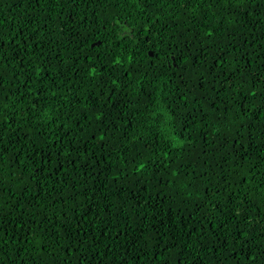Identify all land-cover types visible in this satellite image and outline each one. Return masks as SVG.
Instances as JSON below:
<instances>
[{
    "label": "snow or ice",
    "instance_id": "obj_1",
    "mask_svg": "<svg viewBox=\"0 0 264 264\" xmlns=\"http://www.w3.org/2000/svg\"><path fill=\"white\" fill-rule=\"evenodd\" d=\"M20 3L30 11H36L30 5L49 7L47 19L29 16L10 32L0 18V264H72L73 257L75 264L152 257L166 264L174 249L184 257L195 249L189 264H204L206 257L227 264L232 253L234 264L243 259L239 253L255 264L257 254L264 256V150L249 159L254 144L264 149V27H258L264 0ZM80 3L115 4L128 9L125 15L138 14L143 24L120 26L116 20L109 28L110 18L101 19L93 8L78 20H64L54 33L49 22L56 5ZM97 24L120 35L93 43ZM245 31L251 38L238 43ZM125 40L133 41V51L124 48ZM193 40L208 43L195 45L197 54ZM69 43L64 52L62 44ZM53 45L60 51L50 53ZM206 55L215 63L200 71ZM198 118L203 132L222 137L219 148L228 150L219 159L206 153L202 158L204 147L196 151L191 133L195 128L203 135ZM177 153L183 154L180 163ZM131 175L136 181L130 187ZM165 201L176 203L179 212ZM133 215L147 224L137 226L139 236L130 240L142 251L118 254L107 239L102 251L104 233L115 222L116 232L126 236L122 221ZM205 221L216 231H207ZM161 229L170 245L161 244ZM153 244L163 253L153 252ZM62 250L72 255L66 259Z\"/></svg>",
    "mask_w": 264,
    "mask_h": 264
},
{
    "label": "trees",
    "instance_id": "obj_2",
    "mask_svg": "<svg viewBox=\"0 0 264 264\" xmlns=\"http://www.w3.org/2000/svg\"><path fill=\"white\" fill-rule=\"evenodd\" d=\"M9 5H11L12 7L9 8ZM30 7L36 8V11H30L28 9H25L22 6V4L20 3V0H5V3L2 5V7H0V18H2L4 20V27L6 29H8L10 32L12 26H14L17 23H20V22L27 20V18L29 16L33 17L34 21H38L39 19H47V16L45 14L44 9H47L49 7L48 4H45L44 9H41L36 5H30ZM93 8H95V10L97 12L101 13V17H100L101 19H103L105 15H107L110 18L111 22L108 24L109 28L112 27V23L115 22L116 20L120 21V26H126V23H131V24H135L137 27H139L140 25L143 24V20L138 14L133 13L131 16L125 15V13L128 11V9H119L115 6V4H103L102 3L99 5H97V4H87L86 5L84 3H80L79 8H74V7L70 8V7H68V5H64L63 8H61L60 5H56V12L52 13L54 19L49 22L50 25L52 26L53 32L56 34H59L60 29H62L64 27V25H63L64 20H68L70 17H73V16L75 17V20H78L80 15H85L86 13H88ZM117 12L120 13L119 16L116 15ZM75 20L73 21L74 25H75ZM32 26H35V23ZM247 26L249 28L254 27L251 23H248ZM258 27H264V22H261V24ZM171 30L172 29H170V31ZM113 34L117 35V36L120 35L119 30L113 29L112 32H104L101 29L99 24H97L96 28L90 33V35L92 36V42L93 43L96 41V39L98 37L107 36V37L111 38L113 36ZM255 34L257 36L260 35L259 32H256ZM187 35H189V38L191 39V35L190 34H187ZM244 37H247L249 39L251 38L250 34L247 31H245L243 33V37H237V42L239 43ZM63 39H67V37H62V40ZM199 43H203L206 45L208 42L206 40H201V41L193 40V45H194L193 51L196 52L197 54L200 53V48L196 47L195 45H197ZM218 43H220V46H224L222 41H218ZM123 44H124L125 49H127L130 52L133 51V41L132 40H125V41H123ZM62 48H63L64 52L70 51L72 48V44H70V43L69 44H62ZM104 48H105V45L101 44L100 45L101 51H103ZM49 51H50V53L53 51L59 52L60 49H57L55 47V45H53ZM212 51L215 52V49H212ZM61 54H63V53H61ZM192 58L194 59V57H192ZM206 59H207L208 63H206L203 68H200V71H206L209 67H211V65L213 63H215V61L212 59L211 55H206ZM55 63H56V61H54V64ZM123 67L124 66H122L118 69L117 76L119 75V72L123 71ZM174 70L177 74L180 73L179 68H175ZM168 75H172V73L168 72ZM136 79H138V76L133 77L134 83H135ZM177 79H178V75L173 76V81H176ZM120 82L121 81L118 79L117 84L119 85ZM207 83L209 85H211V77H209ZM129 91L132 92L131 89ZM194 91H195V89H194ZM132 95H135V92H132ZM237 107H238V105H237ZM121 127L127 128V124L122 121ZM196 127L200 128V131L203 133V135L198 134L195 128L193 129V131L191 133L192 136L196 137V139L192 141L193 145H195L196 151L199 152L201 147H204V153H201L202 158H203L204 154L206 153L208 155V157H210V158L219 159L220 154H222L224 151L228 150L227 148H219L220 140L222 139V137H220L219 135L213 136L209 132H203L199 118L196 121ZM137 130H139V125H137ZM129 131H131V129H129ZM115 135H119V133H116ZM204 137L207 138V141H208L207 146H205ZM253 139H255V137ZM113 143H115V141H113ZM132 143H134V142H132ZM235 143H236L235 140L231 141V144L234 145ZM216 149H219V152H217ZM261 150H264V149L261 148L259 143L254 144L252 146V148L250 149L251 155H250L249 159H251L252 157L258 156L259 151H261ZM146 154H148V153H146ZM182 156H183L182 153L176 154L177 163L181 162ZM196 164H200V161L199 160L196 161ZM113 166L115 167V165H113ZM205 166H207V165H205ZM193 167H195V165ZM199 170H200L199 168H196V171H199ZM216 171L219 172L220 169L217 168ZM129 172H131V165H129ZM135 181H136V176L131 175L129 178V186L130 187L133 186ZM207 182H208L207 180L201 181V183H207ZM213 182H215V181H213ZM112 187H113V185L109 184L108 187L105 189V191H108ZM153 194H155V193H153ZM53 195H56V194L54 193ZM169 203L172 204L173 212L178 213L179 209L176 207V203H174L172 201H165L166 205ZM257 203H259V201H257ZM185 215H186V213H185ZM173 218H175V217H173ZM122 223H124L128 226L129 230H128L127 235L122 236L120 233L116 232L115 222H114L113 227L110 230V232L104 233V238H102L101 241L98 242V246L101 248L102 251H107V249L104 248L105 239H107V241L111 242L110 247L113 249V252H115L117 247L119 248L118 254L130 256L131 253H133V252L142 251V249L139 247V245H135V246L130 245V240L134 236H139V232L136 230L137 226L147 227V224L140 225V221L134 215L130 216L128 220L122 221ZM165 223L168 225V227L172 228L174 231H176L177 233L182 235V233L180 232V229L176 228L175 224L172 223V219H166ZM176 223L179 224L180 221L177 219ZM87 225H88V222H85L84 226L87 227ZM183 227L185 228V230H187L188 226L184 225ZM196 227H197V230H199V228L201 226L197 225ZM203 227L209 232L216 231V229H212L209 227L207 221H205ZM161 232H162L161 244L162 245H164V244L170 245L171 241L168 240V233H164L163 229H161ZM112 233H115V235H113ZM192 239L194 241L196 240L195 235L192 237ZM49 251H51V248H49ZM152 251L156 252V253H163L164 250L162 247L157 248L153 244L152 245ZM215 252H216V249H213V253H215ZM60 254L64 255L65 258L67 259L68 256L72 255V252L67 251V250H62ZM195 254H196L195 249H193V250H191L190 255H188L187 257H184L181 252H177L174 249L171 253L166 254L168 256V261L166 262V264H181V262H182V264H189V261L192 260V257L195 256ZM150 255H151V253H150ZM220 255L222 256L223 253H221ZM238 255L240 257H243V259L240 260V264H249L248 258L246 256H244L243 253H239ZM211 256H212V253L209 254V257H211ZM177 258H179V260ZM236 258H237V253H232V259L228 260L227 264H234V261L236 260ZM46 259L50 260L51 257H46ZM72 264H75V257H73ZM94 264H96V262H94ZM103 264H108V261L104 260ZM131 264H161V259H160V257H152L151 260L145 258V259L137 261V260H135V258H133L131 261ZM204 264H214V261L212 259L206 257L204 260ZM255 264H264V256H260L259 254H257V259L255 261Z\"/></svg>",
    "mask_w": 264,
    "mask_h": 264
}]
</instances>
